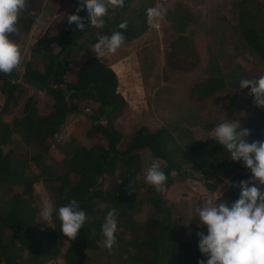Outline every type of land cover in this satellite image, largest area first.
<instances>
[{"label":"trees","instance_id":"16d2710c","mask_svg":"<svg viewBox=\"0 0 264 264\" xmlns=\"http://www.w3.org/2000/svg\"><path fill=\"white\" fill-rule=\"evenodd\" d=\"M153 1L125 0L124 8L109 10L101 28L87 26L90 21L85 19L83 32L69 25L67 17L57 34H43L33 44L31 60L22 71L0 73V264H48L59 258L62 264H199L206 260L198 241L184 239L173 206L162 192L136 180L142 170L138 152L147 149L165 163V187L172 183L173 173L180 178L199 173L208 181L230 178L239 183L245 173L252 176L251 170L242 161L232 160L215 137L200 140L189 133L191 139L183 147L172 136L175 127L171 126L140 127L125 136L116 122L128 105L117 91L118 78L111 66L90 55L81 62L72 61L77 54H89L98 35L117 30L126 36L125 44L140 37L148 29L146 9ZM40 6L39 0H28L18 21L19 33L29 32ZM232 14L237 23L230 43L237 52L264 62V0H238ZM79 15L86 18L87 11ZM193 18L192 11L180 2L167 10L165 21L177 34L168 45L167 68L183 71L198 60L194 41L186 34ZM123 21H128L127 29L118 28ZM211 57L206 79L187 91L191 102L204 103L214 95L230 97L247 89L239 87L243 74L238 65L224 73L229 65H219ZM70 73L72 81L67 80ZM26 86L49 98L48 113L37 107L36 94L26 95ZM13 108L16 114L4 121ZM76 113H83L90 123L88 137L103 139L104 144L84 147L71 137L57 140L68 116ZM255 113V122L241 125L250 130L245 137L248 143L264 141V108L256 107ZM39 182L46 184L57 208L75 199L93 218L76 240L59 231L55 214L52 226L39 219L35 191ZM239 196L232 192L227 201L234 202ZM144 206L150 213L141 223L136 216ZM112 208L119 210L118 230L117 243L109 252L102 244L101 225Z\"/></svg>","mask_w":264,"mask_h":264},{"label":"rangeland","instance_id":"374dc122","mask_svg":"<svg viewBox=\"0 0 264 264\" xmlns=\"http://www.w3.org/2000/svg\"><path fill=\"white\" fill-rule=\"evenodd\" d=\"M40 11L34 16L35 21L27 34L18 33L11 39L19 44L22 52V60L17 70H23L24 65L31 60L30 49L43 34L55 35L69 14L75 11L79 0H39ZM42 1V3H41ZM238 0H154L152 7L161 4L167 8L180 2L189 8L194 14L193 22L188 27L186 34L194 41L196 48V62L189 64L183 71H176L166 67L165 57L168 45L177 37L169 24L163 20L149 26L140 37L133 42L124 44L115 54L108 53L98 57L92 48L89 54L80 53L72 57V61H83L87 55L96 56L106 61L118 78V93L128 105L126 113L117 120L118 130L125 136L130 135L140 127L157 130L161 127L171 126L172 136L183 147H187L191 136L200 140L214 137V128L224 119L239 121L241 125L256 121V105L254 96L249 95L250 87L242 94L232 96L214 95L204 103H194L188 99L187 91L194 84L207 77V67L210 56L216 58L219 65H229L224 73H229L238 65L241 68L243 79L258 78L264 75V62L237 52L235 44H231L236 31L237 19L232 14V5ZM23 12V11H22ZM21 12V13H22ZM20 13V16H21ZM147 20V19H146ZM101 28V27H100ZM214 50L215 52H213ZM70 72V71H69ZM70 73L67 80L72 81ZM26 95L36 94L37 107L41 113L49 112L51 102L42 93H35L26 86ZM0 95V107L2 105ZM16 108L11 110L9 116L3 120L9 122L16 114ZM90 123L83 113L71 114L63 128L57 135V140L66 137L75 139L84 147L94 144H104L103 139L88 137ZM142 170L141 176L146 172L153 160H158L162 166L165 163L153 158L147 149L139 152ZM173 181L162 191L168 205L173 206L174 215L181 227V232L186 241L199 240L197 232L207 234V226L198 224V216L195 208L214 192L221 193V200H227L234 192L240 194L238 187H233L230 178L208 181L199 173H189L184 178L172 174ZM251 176L245 173L243 180ZM148 184L144 179H141ZM242 180V181H243ZM226 181L231 183H226ZM195 182V183H193ZM206 183L216 185V190L210 192ZM257 187L263 188L257 182ZM38 197L39 219L46 224L41 217V207L44 200L49 199L45 183L35 184ZM150 213V208L144 206L136 216V220L143 223ZM62 260L52 261L48 264H61Z\"/></svg>","mask_w":264,"mask_h":264},{"label":"clouds","instance_id":"9594fccd","mask_svg":"<svg viewBox=\"0 0 264 264\" xmlns=\"http://www.w3.org/2000/svg\"><path fill=\"white\" fill-rule=\"evenodd\" d=\"M27 4L28 0H0V73L10 75L21 63V48L10 37L19 33L20 13L27 8ZM124 7L125 0H79L76 14L68 16V23L77 25V30L83 32L86 27L84 21L87 19L90 21L87 26L98 29L104 25V17L110 9ZM82 10L87 11L86 18L79 15ZM146 15L149 26H152L165 20L167 8L157 4L146 9ZM118 28L127 29L128 21L121 22ZM126 40V36L117 30L112 31L111 35H98V42L91 46L92 51L98 57L115 54ZM239 87H250L249 95L254 96V104L264 108V75L242 79ZM213 132L215 140L227 150L231 159L242 161L251 170L252 176L232 184L240 189V196L234 202L221 200V193L217 191L195 208L198 224L207 226V234L203 231L196 233L199 250L206 257L199 264H264V191L257 187V182L264 186V141L246 142L245 137L251 134L250 130L242 128L239 121L228 119L219 123ZM141 179L157 192H162L168 176L159 161L153 160L143 176H136V180ZM118 211L112 208L101 225L104 237L102 244L109 252L117 243ZM54 214L60 221L59 231L71 240H76L85 223L93 219L75 199L58 208L51 198L44 200L42 219L51 223Z\"/></svg>","mask_w":264,"mask_h":264},{"label":"water","instance_id":"95a60500","mask_svg":"<svg viewBox=\"0 0 264 264\" xmlns=\"http://www.w3.org/2000/svg\"><path fill=\"white\" fill-rule=\"evenodd\" d=\"M205 186L210 192H214L216 190V185L212 183H206Z\"/></svg>","mask_w":264,"mask_h":264}]
</instances>
